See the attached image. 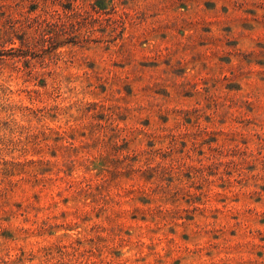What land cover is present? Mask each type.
I'll list each match as a JSON object with an SVG mask.
<instances>
[{
	"label": "rangeland",
	"instance_id": "1",
	"mask_svg": "<svg viewBox=\"0 0 264 264\" xmlns=\"http://www.w3.org/2000/svg\"><path fill=\"white\" fill-rule=\"evenodd\" d=\"M0 264H264V0H0Z\"/></svg>",
	"mask_w": 264,
	"mask_h": 264
}]
</instances>
